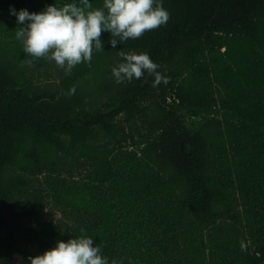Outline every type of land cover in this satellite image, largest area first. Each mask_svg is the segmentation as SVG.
<instances>
[{"label":"trees","instance_id":"obj_1","mask_svg":"<svg viewBox=\"0 0 264 264\" xmlns=\"http://www.w3.org/2000/svg\"><path fill=\"white\" fill-rule=\"evenodd\" d=\"M66 2L0 0V264L81 229L110 264H264V0H163L165 25L118 49L102 33L70 74L27 56L9 15ZM118 50L148 53L168 82L115 83ZM39 179L77 211L69 233Z\"/></svg>","mask_w":264,"mask_h":264},{"label":"clouds","instance_id":"obj_2","mask_svg":"<svg viewBox=\"0 0 264 264\" xmlns=\"http://www.w3.org/2000/svg\"><path fill=\"white\" fill-rule=\"evenodd\" d=\"M9 15L19 25L15 38L27 56L54 62L69 74L78 64H90L94 50L104 51L102 33L118 37L107 41L109 47L118 49L119 44L165 25L170 16L163 0H103L100 8H93L90 0H69L61 6L45 5L39 12L10 6ZM118 54L121 59L110 68L115 83H130L146 73L153 77L154 87L168 82L148 53L118 50ZM75 92V87L69 90V94ZM80 233L28 257V264H110L93 237L84 229Z\"/></svg>","mask_w":264,"mask_h":264},{"label":"rangeland","instance_id":"obj_3","mask_svg":"<svg viewBox=\"0 0 264 264\" xmlns=\"http://www.w3.org/2000/svg\"><path fill=\"white\" fill-rule=\"evenodd\" d=\"M78 173L77 172L74 173V175L76 176H74L73 180L68 179L67 175L62 176V179L67 184H70L73 181H74L73 184L78 183L81 180V178L79 179V177L85 175L86 171L84 169H79ZM35 185L45 195V199H46V205L44 210L45 215L51 218L54 223L64 228L65 229L64 233H69V231L66 229L69 225H71L73 220L78 215L77 211L73 209L71 205L67 204L61 192L59 191L53 192L50 186L43 183L42 179L35 181ZM33 229L34 226L32 225H18L16 228V235L19 237L31 236L33 233Z\"/></svg>","mask_w":264,"mask_h":264}]
</instances>
